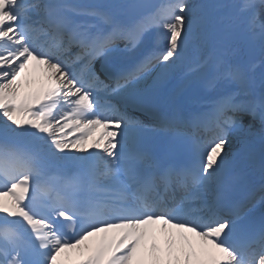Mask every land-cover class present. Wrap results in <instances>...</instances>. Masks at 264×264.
<instances>
[{"label": "snow or ice", "instance_id": "6c2138e0", "mask_svg": "<svg viewBox=\"0 0 264 264\" xmlns=\"http://www.w3.org/2000/svg\"><path fill=\"white\" fill-rule=\"evenodd\" d=\"M233 9L252 12L264 54V0H0V264H66L71 250L87 252L77 264H264V218L245 222L264 205V135L259 188L247 179L264 91L237 98L252 95L254 65L223 52ZM193 50L189 72L209 68L206 87L223 90L207 111L149 127L112 103L141 100L153 76L167 83ZM33 66L47 80L35 91ZM159 131L178 158L153 149Z\"/></svg>", "mask_w": 264, "mask_h": 264}, {"label": "bare ground", "instance_id": "6f19581e", "mask_svg": "<svg viewBox=\"0 0 264 264\" xmlns=\"http://www.w3.org/2000/svg\"><path fill=\"white\" fill-rule=\"evenodd\" d=\"M91 2L95 3H109L111 0H91ZM166 0L163 1L165 3ZM199 2V0H198ZM237 0H235V3ZM212 3H220L224 4L223 2L219 0H212ZM221 14V13H220ZM246 19H248V23L245 26V30L248 32L250 31V19L252 15H250L249 12L243 13ZM239 26V23L237 24ZM238 31L237 26L235 27V32L232 36V38L227 42V45L224 46L223 52L226 55V58L228 60H232L237 64H240V49L238 47L235 33ZM254 43L256 42L259 45V48L261 49V42L258 38V36H254ZM245 43V41H244ZM247 55L249 58L255 59L254 55L255 53L252 51V49L249 47V44L246 43L245 46ZM231 53L232 55H228ZM262 53V52H261ZM201 53L193 50L189 54V58L186 61L185 67L176 70L171 79L163 84L168 86V90L166 91L165 94L159 92V88L163 85L160 84H154L155 76H153L152 79L148 80L147 85L149 88H146V93L144 97L137 101V103L141 104L142 106H146L147 104L152 105L153 102L155 103L156 101H161L163 103H168V106L171 107L172 112H181L183 114H191V113H196V112H204L207 111L209 103H207L209 97L213 94H219L222 92V89H210L206 87V80L209 78L211 75V70L209 68H201L198 72L191 73L189 72V67L191 65L196 64L199 59H200ZM262 56V54H261ZM195 61V62H194ZM257 62L255 63H248V65H254L253 71L251 73L253 77V85L251 88L252 94L259 99L261 92L264 91V89L261 88V80L264 78V54L262 58L260 59L259 57L256 59ZM32 71L37 79V83L33 85V88L31 89L32 91L39 90L41 88L42 84H47V80L45 77V73L43 70L35 68V66L30 69ZM158 88V90H157ZM235 91L239 92V95H245L244 90H236ZM238 98V97H237ZM167 115V114H166ZM99 130V129H98ZM100 133L97 135L93 136L90 139V145L92 140H95L96 137H98L102 130H99ZM162 134V133H159ZM264 135V131L261 130V132L253 130V133L248 137L252 148L254 149L256 153V170L259 168V153L261 150V137ZM9 143H15L13 141H10ZM89 145V146H90ZM18 147H26L24 145H19L17 144ZM237 145L234 143L233 147L235 148ZM52 169H57L55 166H52L49 170ZM255 170V171H256ZM259 171V170H258ZM255 172H249V177H252ZM175 232V231H172ZM103 235V234H100ZM159 240L158 244L163 247L165 244V233L159 234L158 235ZM194 240L199 243L198 238H195L193 236ZM98 240V237H92L90 238V241L87 243H94ZM150 253L148 252H141L140 256L147 257ZM87 255V252L81 253L79 251H75V253L71 255L67 254H62V259L66 261V264H74L75 262H78L82 259H84Z\"/></svg>", "mask_w": 264, "mask_h": 264}, {"label": "rangeland", "instance_id": "374dc122", "mask_svg": "<svg viewBox=\"0 0 264 264\" xmlns=\"http://www.w3.org/2000/svg\"><path fill=\"white\" fill-rule=\"evenodd\" d=\"M233 11H234V9H233ZM233 16L238 20L239 19V21L243 24V26H245L246 25V22H245V20H244V18H243V16L240 14V15H236V13L235 12H233ZM242 32V31H241ZM243 55H244V53H243Z\"/></svg>", "mask_w": 264, "mask_h": 264}]
</instances>
